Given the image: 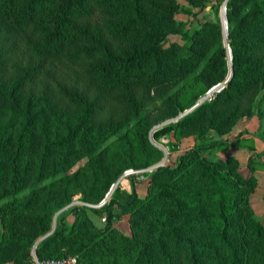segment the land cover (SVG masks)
Listing matches in <instances>:
<instances>
[{
    "label": "trees",
    "instance_id": "1",
    "mask_svg": "<svg viewBox=\"0 0 264 264\" xmlns=\"http://www.w3.org/2000/svg\"><path fill=\"white\" fill-rule=\"evenodd\" d=\"M185 1L0 0V264L70 254L78 264H264L254 152L248 173L234 155L209 156L228 140L155 166L143 196L131 183L98 206L71 202L79 190L99 203L124 169L156 162V123L158 140L264 118V0H226L227 81L221 0ZM209 6L214 18L196 26L176 16ZM252 133L264 141V127ZM116 205L129 233L113 224Z\"/></svg>",
    "mask_w": 264,
    "mask_h": 264
},
{
    "label": "rangeland",
    "instance_id": "2",
    "mask_svg": "<svg viewBox=\"0 0 264 264\" xmlns=\"http://www.w3.org/2000/svg\"><path fill=\"white\" fill-rule=\"evenodd\" d=\"M178 2L180 4V8L181 7L186 8V6L188 5L185 0H178ZM223 2L224 0H221L219 2L220 3L219 16L221 14ZM176 16L178 19L185 22V24H191L192 26H196L199 24L198 20H203L205 18H210V19L214 18V11H213V7L209 6V7H206V9H204L203 11L198 12L197 15L194 16L191 12L180 9V11L177 13ZM196 19L198 20L196 21ZM170 37L171 39L180 40V37L178 35H171ZM206 94L207 92L204 95H202L200 99L203 98ZM186 109H189V108H186ZM163 123H166V122H163ZM157 127H158V123L154 124L150 128L149 136H150L151 141L162 150V156L151 165L156 166V164L160 162L161 160H163L164 157H165L164 162H170V159H172L175 155H177L180 152H183L185 149L191 147L192 145L198 144L202 140L209 141L212 138H217V139L228 140L230 143H226L225 145L218 147L217 149H214L211 153H209V156L224 157L225 155H234L238 158L240 162V169L245 171V173H248L250 172V170L248 169V165H247L248 157L252 152H254V155L252 158L257 161V163L254 164V171H253V173L256 176V186H255L254 191L250 194V201H251V206L253 208L254 213L257 216H259L262 222L264 223V154L262 155L256 154V152L261 151L264 148V141L260 137L252 133V132H259L263 129L264 118L260 119L256 114L250 117L243 116L239 118L238 120H236L231 125V128L228 131L222 134H217L212 129H207L205 133L203 134V137L201 138L198 137V135L196 134L180 136L177 132L172 131L167 134H163L157 140V139H154L153 137V132ZM129 128L131 129V125H129ZM170 142L174 143L173 149L170 148ZM85 162H86V157L79 159L73 165L72 169H76L79 166H83ZM146 167H137L135 169H144ZM142 174L144 175V173ZM119 177H123V180H122L123 183H122V187L120 188V190L127 188L130 191L131 183H134L136 191L139 195L143 196L147 192L149 175L147 177H141V174H139V178H136L135 176L126 177L120 174ZM126 178L128 180H126ZM81 197H82V193L79 190H76L74 191L72 195L71 202L72 203H86L92 206L100 205L99 204L100 202L99 203L84 202L81 200ZM114 211L119 212V213L118 214L116 213L117 215L113 217V224L120 231L124 233H129V220H128L129 215L127 213H121L120 208L117 205L114 207ZM88 212L96 224L103 225L106 222V220L102 221L101 219L102 214H96L91 209H88ZM103 214L105 215V213ZM67 218L69 220H73L74 214L69 213L67 215ZM3 264H14V263L12 261H7Z\"/></svg>",
    "mask_w": 264,
    "mask_h": 264
},
{
    "label": "built area",
    "instance_id": "3",
    "mask_svg": "<svg viewBox=\"0 0 264 264\" xmlns=\"http://www.w3.org/2000/svg\"><path fill=\"white\" fill-rule=\"evenodd\" d=\"M220 84V83H219ZM221 86V84H220ZM210 90V89H209ZM209 90L207 91V94H206V97L205 98H210V96L212 95V93L214 92H211L209 93ZM204 98V99H205ZM155 167V165H151V166H147L146 168L144 169H135L133 167H128L126 169H124L123 173H122V176H135L136 178H139V174H141V177H147L148 176V173L151 172L153 170V168ZM144 173V175L142 174ZM122 178L123 177H119L115 182V185L113 187V190L115 189V187L119 186V187H122ZM127 179V178H126ZM128 180V179H127ZM113 184V183H112ZM111 184V185H112ZM111 187V186H110ZM112 190V191H113ZM111 193H106L105 196L101 199V203L103 204L107 199L108 197L110 196ZM102 221H105L106 220V216L103 215L101 217ZM42 264H78V258L76 255L74 254H70L68 256H64V257H48V258H45L41 261Z\"/></svg>",
    "mask_w": 264,
    "mask_h": 264
},
{
    "label": "water",
    "instance_id": "4",
    "mask_svg": "<svg viewBox=\"0 0 264 264\" xmlns=\"http://www.w3.org/2000/svg\"><path fill=\"white\" fill-rule=\"evenodd\" d=\"M225 8H226V0H224V2H223V6H222V10H221V14H220L221 17H220V18H221V21H222V24H223V28H224V43H225V46L227 47V50H228L229 66H230V67H229L228 74H227V76H226V78H225V81H227V80L231 77V75H232V65H231V57H232V54H231V49H230V46H229V43H228V40H227V27H228V24H227V17H226ZM220 87H221L220 84H216V85H214L213 87L210 88L209 93L213 92V91L216 90V89H219ZM205 97H206V95H205L203 98L199 99V101H197V102H196L193 106H191L189 109L184 110L182 113L178 114L177 116H175V117H173V118L167 119V120H165L164 122H169L170 120H173V119L176 120L178 117H180L181 115H183L185 112H187L188 110L192 109L195 105H197L198 103H200ZM162 123H163V122H162ZM164 158H165V157H164ZM164 158H163V160H161L160 162H158V163L156 164V166L162 164V163L164 162ZM115 183H116V182H113V184L111 185V187H110L109 190L107 191L108 193H111V192H112ZM99 204L101 205L102 203L100 202ZM97 206H98V205H97ZM56 214H57V213H56ZM56 214H55V215H56ZM54 225H55V223L53 224L52 229L54 228ZM52 229H51V231H52ZM42 237H43V236H42ZM42 237H40V238H42ZM40 238H39V239H40Z\"/></svg>",
    "mask_w": 264,
    "mask_h": 264
},
{
    "label": "bare ground",
    "instance_id": "5",
    "mask_svg": "<svg viewBox=\"0 0 264 264\" xmlns=\"http://www.w3.org/2000/svg\"><path fill=\"white\" fill-rule=\"evenodd\" d=\"M122 180H123V178H122ZM127 180V179H126ZM123 183V182H122Z\"/></svg>",
    "mask_w": 264,
    "mask_h": 264
},
{
    "label": "crops",
    "instance_id": "6",
    "mask_svg": "<svg viewBox=\"0 0 264 264\" xmlns=\"http://www.w3.org/2000/svg\"><path fill=\"white\" fill-rule=\"evenodd\" d=\"M126 190H128L127 188H126ZM129 191V190H128Z\"/></svg>",
    "mask_w": 264,
    "mask_h": 264
}]
</instances>
